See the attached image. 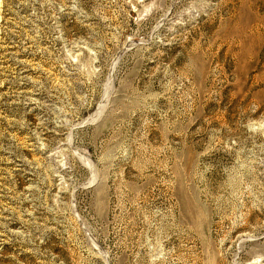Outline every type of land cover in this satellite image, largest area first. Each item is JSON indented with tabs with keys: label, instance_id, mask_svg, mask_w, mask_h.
Masks as SVG:
<instances>
[{
	"label": "rangeland",
	"instance_id": "374dc122",
	"mask_svg": "<svg viewBox=\"0 0 264 264\" xmlns=\"http://www.w3.org/2000/svg\"><path fill=\"white\" fill-rule=\"evenodd\" d=\"M0 264H264V0H0Z\"/></svg>",
	"mask_w": 264,
	"mask_h": 264
},
{
	"label": "bare ground",
	"instance_id": "6f19581e",
	"mask_svg": "<svg viewBox=\"0 0 264 264\" xmlns=\"http://www.w3.org/2000/svg\"><path fill=\"white\" fill-rule=\"evenodd\" d=\"M102 108V107H101Z\"/></svg>",
	"mask_w": 264,
	"mask_h": 264
}]
</instances>
